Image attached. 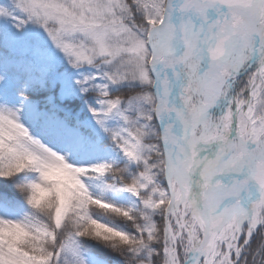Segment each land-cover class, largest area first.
<instances>
[{"label": "snow or ice", "instance_id": "snow-or-ice-1", "mask_svg": "<svg viewBox=\"0 0 264 264\" xmlns=\"http://www.w3.org/2000/svg\"><path fill=\"white\" fill-rule=\"evenodd\" d=\"M0 264H264V0H0Z\"/></svg>", "mask_w": 264, "mask_h": 264}]
</instances>
